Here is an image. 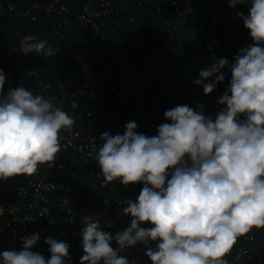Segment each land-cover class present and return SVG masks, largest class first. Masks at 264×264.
Here are the masks:
<instances>
[{"label": "clouds", "instance_id": "obj_1", "mask_svg": "<svg viewBox=\"0 0 264 264\" xmlns=\"http://www.w3.org/2000/svg\"><path fill=\"white\" fill-rule=\"evenodd\" d=\"M244 4L237 12L252 43L241 47L230 63L214 59L192 82L211 93L231 72L223 107L213 116L178 104L163 112L168 122L155 135L136 131L135 121L123 134H100L95 155L107 184L141 183L135 200L123 201L131 219L122 231H105L94 215L82 217L79 264H133L125 248L141 243L151 264H229L224 258L237 239L253 227L264 228V0H228ZM47 40L21 39L18 50L55 56ZM28 76H37L35 69ZM214 79L209 80L210 77ZM0 69V180L32 176L40 165L52 166L61 150L60 132L75 120L50 98L17 86L4 93ZM243 117V118H242ZM0 206V215L4 214ZM147 222L150 226H141ZM110 227V223L105 221ZM22 246L0 251V264H69L70 244L44 239L49 256L33 251L37 232L21 237ZM113 241L116 247L112 246ZM154 246H150L153 244Z\"/></svg>", "mask_w": 264, "mask_h": 264}, {"label": "built area", "instance_id": "obj_2", "mask_svg": "<svg viewBox=\"0 0 264 264\" xmlns=\"http://www.w3.org/2000/svg\"><path fill=\"white\" fill-rule=\"evenodd\" d=\"M143 2L154 4L155 13L163 16L155 15L144 22L148 14L141 13ZM184 3L185 0H81V7L75 10L63 0H8L5 6L15 13V24L21 19L41 20L49 27L47 31L82 46L94 60L103 92L104 88L107 91L106 106L116 133L123 134L126 123L135 121L137 132L151 136L156 134L160 123L168 122L163 112L178 104H188L194 110L201 104L205 115L214 116L223 107L217 103V97L226 89L230 70L222 69L224 81L217 83L206 95L202 87L192 81L199 78V71L211 66L214 59L227 58L231 63L241 47L252 43L242 19L236 15L247 12L246 5L229 7L228 0H216L203 6L194 4L189 15L194 17L193 45L190 47L193 56L182 71L183 89L169 99L161 98L156 78L160 77L159 68L165 59L178 48V22L185 16ZM2 8L0 0V51L12 36L8 31L14 26L5 28L1 24ZM31 37L38 39L36 36L23 39ZM124 38L130 42V48L114 51V43ZM18 47L19 42L16 49ZM53 49L55 56H41L34 51L24 54L16 50L19 72L21 68L25 88L52 99L74 118L75 123L70 130H61V150L51 167L43 164L32 176L20 174L0 180V206L5 209L0 215V251L19 250L20 238L37 232L40 239L33 251L47 258L48 246L44 239L51 236L67 241L70 244L69 264H79L83 254L79 243L82 217L94 215L103 230L116 232L111 225H105L107 216L120 209L123 201L136 198L134 192L142 184L123 185L118 179L104 182L95 161L96 152L103 143L99 135L102 130L100 114L96 106H84L82 86L61 70L63 65L71 63L70 56L81 64L68 49L60 46ZM6 53L8 55L7 50ZM32 69L38 72L37 76H28ZM212 79L214 76L209 78ZM121 216L128 225L131 217L123 213ZM112 246L116 247L114 241ZM150 246H154V242ZM144 251L145 246L137 243L120 254L126 255L133 264H151ZM224 258L229 264H264V228L253 227L240 236Z\"/></svg>", "mask_w": 264, "mask_h": 264}, {"label": "trees", "instance_id": "obj_3", "mask_svg": "<svg viewBox=\"0 0 264 264\" xmlns=\"http://www.w3.org/2000/svg\"><path fill=\"white\" fill-rule=\"evenodd\" d=\"M3 2V15L1 17V24L5 27L8 28L10 25H14L13 28L11 30L8 31V35H14L16 33H18L19 31H21L24 28L27 27H39V28H43L45 30H49V27L47 25H44L43 22L41 20H37L35 22H31L27 19H21V21L19 23L15 24V18L16 15L13 11L8 10L5 6V2L8 0H1ZM116 1H127V0H116ZM137 1V0H135ZM195 1V6H203L205 5L208 1L210 0H194ZM212 1H216V0H212ZM210 1V2H212ZM63 2H65L66 4H71L73 6V8L75 10L79 9L81 7V0H63ZM141 8V13H147L148 15L146 17L143 18L144 22H147L150 19H153L156 16L158 17H162V14H156L155 13V5L151 4L149 2H143V4L140 6ZM139 13V14H141ZM175 21V20H174ZM163 25H165L164 22H162ZM1 29V27H0ZM72 39V38H71ZM117 39V38H116ZM120 40V39H118ZM116 41L113 45V50H120V51H125L126 49L130 48V42H127V40L124 38V40H122V42ZM47 46L53 47V48H58L57 45H54L52 43H48L47 42ZM124 53V52H123ZM69 60H72L71 63L65 64L63 65L61 68V70L63 71L62 73L64 75H66V77L71 78L72 80H74L75 82H77L80 86H82L84 92L81 96V100L84 103V106L86 108H94L95 107V103L93 100V96L90 90V86L89 83L85 77V75L82 72L81 66L79 65V63L77 62V60H75V58H73L72 56L69 57ZM0 69H3L5 75H6V81H5V85H4V90L6 88L7 85V81H8V55L6 53V49L2 48L0 51ZM20 86L25 85V78L23 76V72L20 68ZM156 84L157 87L159 89H161V79L160 78H156ZM104 92H105V96L106 98H108V94L106 89L104 88ZM160 96L161 98L164 99H169V97L166 95L165 92H163V90H160ZM103 133L102 130H99V135ZM140 189L138 187V190L136 192H134V194H139ZM117 226H115L113 229H115L116 231H122L125 227H127L128 225H125L124 222V218L123 216H120L118 221H117ZM141 226L144 227H149L147 222L142 223Z\"/></svg>", "mask_w": 264, "mask_h": 264}, {"label": "water", "instance_id": "obj_4", "mask_svg": "<svg viewBox=\"0 0 264 264\" xmlns=\"http://www.w3.org/2000/svg\"><path fill=\"white\" fill-rule=\"evenodd\" d=\"M27 36H36L38 39H45L49 43L66 48L86 62L94 78V91H92V96L95 106L97 107L100 114L102 131H108L110 135H116L117 133L110 122L105 94L103 92V87L94 60L82 46L72 42L70 39L64 36L56 35L39 27H27L10 36L4 45L8 51V85L10 84V88L20 86L18 56L17 51H14V49H16L17 43Z\"/></svg>", "mask_w": 264, "mask_h": 264}, {"label": "rangeland", "instance_id": "obj_5", "mask_svg": "<svg viewBox=\"0 0 264 264\" xmlns=\"http://www.w3.org/2000/svg\"><path fill=\"white\" fill-rule=\"evenodd\" d=\"M193 28H194L193 15L191 16L185 15L179 20L178 22L179 41L177 43L178 48L165 59L162 66L159 68V72L162 73V76L164 78V88L167 86L171 90L183 89L182 71L185 65L192 59L193 56V51L190 49V47L193 45V41H192V36L194 31ZM84 75H86V72ZM162 82L163 80L161 81V83ZM7 86H8V81H7ZM7 91L8 89H6V92ZM148 226L150 225L148 224Z\"/></svg>", "mask_w": 264, "mask_h": 264}, {"label": "crops", "instance_id": "obj_6", "mask_svg": "<svg viewBox=\"0 0 264 264\" xmlns=\"http://www.w3.org/2000/svg\"><path fill=\"white\" fill-rule=\"evenodd\" d=\"M210 1H212V0H210ZM210 1H208V2H210ZM207 2V3H208ZM194 4H195V1L194 0H185V3H184V12H185V15H190V13L192 12V9H193V6H194ZM160 77V79H161V81L163 80V82L161 83V89L163 90V92H165L166 93V95L170 98V97H172V95L175 93V92H177V91H179V90H181V89H179V90H171L170 88H168L167 86L164 88V78H163V76H162V73H160V75H159ZM160 89V87H159V91L161 90ZM131 200H135V198H131ZM127 205H126V203H124V205L120 208V209H118L116 212H114L113 214H111V215H108L107 216V221L110 223V225L114 228L115 226H114V224H116L117 223V221H118V219H119V217L121 216V214H122V208L123 207H126Z\"/></svg>", "mask_w": 264, "mask_h": 264}, {"label": "bare ground", "instance_id": "obj_7", "mask_svg": "<svg viewBox=\"0 0 264 264\" xmlns=\"http://www.w3.org/2000/svg\"><path fill=\"white\" fill-rule=\"evenodd\" d=\"M78 60H79L81 66H82V68H83V72H84V70H85V72H86L85 77L87 78V80H88V82H89V85H90L92 91H94V78H93V75H92V73H91V71H90L88 65L86 64V62H85L82 58L78 57ZM85 72H84V74H85ZM9 88H10V84L7 86L6 89L9 90ZM5 92H6V90H5ZM5 92H4V93H5Z\"/></svg>", "mask_w": 264, "mask_h": 264}]
</instances>
